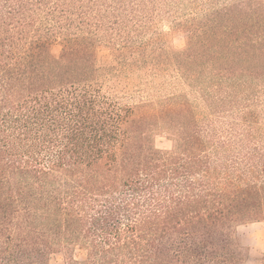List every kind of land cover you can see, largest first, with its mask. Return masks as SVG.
<instances>
[{
  "label": "trees",
  "instance_id": "obj_1",
  "mask_svg": "<svg viewBox=\"0 0 264 264\" xmlns=\"http://www.w3.org/2000/svg\"><path fill=\"white\" fill-rule=\"evenodd\" d=\"M262 220L264 0H0V264H245Z\"/></svg>",
  "mask_w": 264,
  "mask_h": 264
},
{
  "label": "rangeland",
  "instance_id": "obj_2",
  "mask_svg": "<svg viewBox=\"0 0 264 264\" xmlns=\"http://www.w3.org/2000/svg\"><path fill=\"white\" fill-rule=\"evenodd\" d=\"M162 23H166L171 26V31H163L160 28V25ZM157 29L155 32H150L149 36L150 39L152 40V44L154 47H159V48H165V49H176V50H182L186 47V37L185 35L177 31V29L173 28L171 23L166 21V20H160L156 24ZM181 33L185 37V44L181 48H176L172 44V38L176 34ZM59 47L56 46L54 48L55 53L59 52ZM97 65L99 67L105 68V67H115L119 69L120 66V61L117 57V54L114 53L113 50L106 46H102L98 50V60H97ZM144 75L142 73L138 74H132V71L126 70L124 73H119V79L117 80L118 88L120 92L124 93H129V96L131 94L137 96V98H142V97H147L154 96L156 94V91L151 88V86H148L147 82L145 83L144 80L142 79ZM116 83V85H117ZM155 144L158 148L162 150H171L173 148V142L170 139V137L164 133L160 132L156 134L155 138ZM245 225L247 230L249 232L252 231H259L261 229H264V220L258 221V222H251L247 224H242ZM254 225V227H252ZM81 255H83L82 252H80Z\"/></svg>",
  "mask_w": 264,
  "mask_h": 264
},
{
  "label": "clouds",
  "instance_id": "obj_3",
  "mask_svg": "<svg viewBox=\"0 0 264 264\" xmlns=\"http://www.w3.org/2000/svg\"><path fill=\"white\" fill-rule=\"evenodd\" d=\"M160 28L163 31H171V26L166 23H162ZM172 44L176 48L183 47V34L173 36ZM233 239L238 240L239 246L247 250L248 259L245 264H264V229L249 232L245 225L236 224L233 226Z\"/></svg>",
  "mask_w": 264,
  "mask_h": 264
}]
</instances>
